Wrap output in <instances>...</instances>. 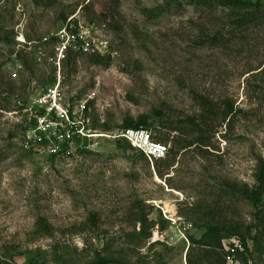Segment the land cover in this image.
<instances>
[{
    "label": "rangeland",
    "instance_id": "obj_1",
    "mask_svg": "<svg viewBox=\"0 0 264 264\" xmlns=\"http://www.w3.org/2000/svg\"><path fill=\"white\" fill-rule=\"evenodd\" d=\"M214 10L0 0V30L15 43L0 42V264H264V195L259 211L241 195L264 161V26L233 28ZM64 29L76 41L58 104L84 131L41 145L39 99L55 66L36 53L52 54ZM103 45L97 56L81 50ZM12 50L27 55L29 72ZM141 118L165 159L150 163L111 138ZM208 226L220 228V246L191 244Z\"/></svg>",
    "mask_w": 264,
    "mask_h": 264
},
{
    "label": "trees",
    "instance_id": "obj_2",
    "mask_svg": "<svg viewBox=\"0 0 264 264\" xmlns=\"http://www.w3.org/2000/svg\"><path fill=\"white\" fill-rule=\"evenodd\" d=\"M187 1L190 3V5H192L196 9H204L209 11L210 13H212V11H215L214 9L216 8L227 11L225 17L227 21L228 20L231 21L233 28H237V29L244 28V31H247L248 29L260 28L264 26V23H262L264 22V9L262 6V0H187ZM37 3L38 2L35 1L36 5H38ZM0 42L4 43L5 46L14 47L15 43H14L13 31L7 32L0 30ZM14 53H16L15 54L16 57L14 59L20 62L21 66L23 67V71L25 73L29 72L31 69L29 67L27 55L21 52H14L12 50L9 53V56H12ZM68 65L69 63L67 62L66 66ZM31 78L29 79L31 80ZM54 83H55V76L54 73H52L51 77L47 79L46 82L42 83V88L45 90L46 88L52 86ZM201 101H202V106L207 110H210V107H212V105L205 99H201ZM229 113H231V108L227 110L226 116L229 115ZM44 114L45 112L43 110H40L39 116H44ZM149 126H151L150 123H148L146 119L141 118L137 122L126 121L122 129L141 128L149 131L147 129ZM153 139L157 142L163 143L154 136ZM255 178L256 179H255L254 187L252 189L248 188L247 186L244 187L243 188L244 190L242 191L241 195L252 208L258 210L259 206L261 205L262 197L264 195V161L258 162ZM258 214L259 213H257L256 217H258L259 219L260 216ZM139 222L142 223V225L144 223L143 220H140ZM39 225L43 229L45 228V225L41 221H39ZM221 238H222L221 231L218 226H208L206 232L204 233V235L201 236L199 241H194L193 239H191L190 241L191 244L193 245L200 244L203 247L213 248L214 246H218V247L220 246ZM248 240H255V238L250 237L249 234L247 235V237L242 236L240 238V244L245 252H248L246 245V241ZM218 247H214V248H218ZM94 264H116V263H114V261L112 260H108L98 256ZM118 264H123V263H118Z\"/></svg>",
    "mask_w": 264,
    "mask_h": 264
},
{
    "label": "built area",
    "instance_id": "obj_3",
    "mask_svg": "<svg viewBox=\"0 0 264 264\" xmlns=\"http://www.w3.org/2000/svg\"><path fill=\"white\" fill-rule=\"evenodd\" d=\"M21 40H19L20 43L24 42ZM75 41V37L73 35H68L66 29H64L60 34V39L55 41L52 54L45 55L41 50H38L36 53L38 55V63L41 61H51L55 66L53 69L55 83L46 88L44 90V95L39 99L41 110L45 112L44 116H39V114L37 116L38 125L36 128L38 136L36 142L41 145L45 142V137L47 136H50V141L52 143L57 144L61 139L68 138L69 134L78 132L81 128L80 126H82V123H79L78 126L75 127L76 123L71 121L73 119L68 116L58 104V89L60 86L62 64L67 56L69 44L74 43ZM81 50L87 52L90 50L91 54L97 56L102 54V51L106 52L107 47L106 45H103L101 48L95 47L94 49H88V47L82 46ZM12 77L15 78L16 74H13ZM47 117H50L48 120L49 123L47 122ZM52 127L54 129H52ZM81 130L84 131V128H81ZM111 138L127 142L132 148L140 152L150 163L165 159L168 153L167 147L163 143L155 141L152 134L145 129H121L114 133ZM51 152L52 154H55L57 153V149L53 146ZM225 254V260L230 262L236 255V249L230 247Z\"/></svg>",
    "mask_w": 264,
    "mask_h": 264
},
{
    "label": "clouds",
    "instance_id": "obj_4",
    "mask_svg": "<svg viewBox=\"0 0 264 264\" xmlns=\"http://www.w3.org/2000/svg\"><path fill=\"white\" fill-rule=\"evenodd\" d=\"M19 42V41H18ZM134 149V148H133ZM135 150V149H134ZM168 154V153H167ZM160 161V160H159ZM236 256V255H235Z\"/></svg>",
    "mask_w": 264,
    "mask_h": 264
}]
</instances>
